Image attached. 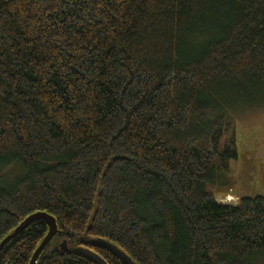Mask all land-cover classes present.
<instances>
[{"label":"trees","instance_id":"1","mask_svg":"<svg viewBox=\"0 0 264 264\" xmlns=\"http://www.w3.org/2000/svg\"><path fill=\"white\" fill-rule=\"evenodd\" d=\"M260 108L264 0H0V242L44 211L58 231L37 264H94L78 247L124 264L93 238L136 264H250L264 197L207 186L238 157L235 116ZM47 230L0 264H28Z\"/></svg>","mask_w":264,"mask_h":264},{"label":"rangeland","instance_id":"2","mask_svg":"<svg viewBox=\"0 0 264 264\" xmlns=\"http://www.w3.org/2000/svg\"><path fill=\"white\" fill-rule=\"evenodd\" d=\"M235 125L238 157L229 162L227 173L218 175L215 183L207 186L220 204L236 205L242 196L264 197V108L238 113ZM18 174L19 168L11 166L3 174L4 182L13 181ZM228 195L231 200H225ZM250 264H264V253Z\"/></svg>","mask_w":264,"mask_h":264},{"label":"water","instance_id":"3","mask_svg":"<svg viewBox=\"0 0 264 264\" xmlns=\"http://www.w3.org/2000/svg\"><path fill=\"white\" fill-rule=\"evenodd\" d=\"M37 220H43L47 225V232L43 239L40 241L37 248L34 250L29 263L28 264H37V260L41 254V252L44 250V248L47 246V244L51 241V239L54 237V235L58 231L56 219L51 214L44 212V211H38L34 212L30 215H28L26 218H24L8 235H6L0 242V251L19 233H21L25 228H27L29 225H31L33 222ZM92 244L103 246L104 248L111 251L114 255H116L124 264H136L124 251L119 249L115 244L112 242H109L108 240H105L103 238H93L91 240ZM60 249L66 251L67 248V241L66 239H62V241L59 244ZM78 251L82 253L84 256H86L92 263L94 264H107L104 259H102L97 253L92 251L89 248L84 247H78Z\"/></svg>","mask_w":264,"mask_h":264},{"label":"bare ground","instance_id":"4","mask_svg":"<svg viewBox=\"0 0 264 264\" xmlns=\"http://www.w3.org/2000/svg\"><path fill=\"white\" fill-rule=\"evenodd\" d=\"M231 199H232V197L230 195H228L225 200H231Z\"/></svg>","mask_w":264,"mask_h":264}]
</instances>
